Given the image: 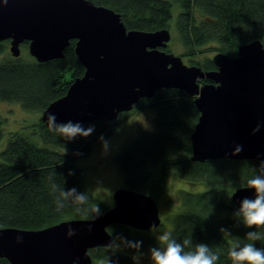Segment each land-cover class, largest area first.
<instances>
[{"label":"trees","instance_id":"obj_1","mask_svg":"<svg viewBox=\"0 0 264 264\" xmlns=\"http://www.w3.org/2000/svg\"><path fill=\"white\" fill-rule=\"evenodd\" d=\"M92 1L119 12L128 28L148 30L170 28L173 7L178 5L174 22L183 47L180 55L189 56V63L204 69L216 68L212 57L218 51L235 55L242 43L256 38L264 42V0ZM64 49V56L57 59L40 62L33 56L27 60L12 55L1 61L0 100L16 101L27 110L42 112L51 101L65 94L85 67L75 52V40ZM211 50L215 51L212 56L206 52ZM209 80L203 78L200 82ZM144 108L155 111L157 128L141 131L115 154L116 163L124 173L125 186L157 196L164 187V176L170 172L183 181L208 186L199 192L181 191L182 209L172 215L169 232L177 243L190 242L185 246L186 251L204 243L219 254L217 264H231L228 257L231 245L249 243L246 238L249 231H257L264 237V229L247 228L236 215L239 208L229 194L231 189L247 184L254 174L264 171V161L232 157L191 159L189 137L199 111L185 90L158 89L153 96L135 103L130 113ZM127 116L81 122L84 128L94 126L93 131L72 139L51 130L41 118L32 125L29 134L11 132L7 145L0 151V226L41 228L63 219L93 217L107 209L96 206L97 198L84 186L82 168L76 165V160L88 155L98 138L114 134ZM1 125L0 119V139ZM35 135L44 144L39 145ZM171 151L182 155L172 156ZM71 189L75 192L67 197L62 195ZM79 194L86 196L84 203L77 202ZM108 229L125 252L144 251L160 244L158 236L149 234V229L124 223L112 224ZM137 242L138 248L130 246ZM253 243L264 248V238ZM125 252L107 246L90 248L94 262L137 264ZM7 263V258L0 257V264Z\"/></svg>","mask_w":264,"mask_h":264},{"label":"water","instance_id":"obj_2","mask_svg":"<svg viewBox=\"0 0 264 264\" xmlns=\"http://www.w3.org/2000/svg\"><path fill=\"white\" fill-rule=\"evenodd\" d=\"M119 12L90 0H0V43L9 39L13 56L21 45L36 61L64 56L75 40L85 67L62 96L43 109L56 123L113 120L134 108L141 98L161 88H179L194 96L200 111L190 133L191 159H260L264 161V42L252 39L230 55L218 51L217 69L186 63L168 51L171 30L128 28ZM209 78L213 82H200ZM49 125V124H48ZM114 203L93 217L63 219L41 228L0 227V257L7 264H97L90 248L114 243L108 226L124 223L148 230L162 223L156 198L122 186ZM255 189L234 188L231 200L241 206ZM71 228L74 235H68ZM23 237L22 243L16 237Z\"/></svg>","mask_w":264,"mask_h":264},{"label":"rangeland","instance_id":"obj_3","mask_svg":"<svg viewBox=\"0 0 264 264\" xmlns=\"http://www.w3.org/2000/svg\"><path fill=\"white\" fill-rule=\"evenodd\" d=\"M179 11V6L173 7V18L170 22V29L172 37L167 43L168 47L175 54L183 52V47L180 43L179 36L175 20ZM21 57L27 60H32V55L28 50V46H21ZM208 55H213L215 51H206ZM182 55V54H181ZM12 57L9 50V41H3L0 46V62ZM183 60L189 63L190 57L182 55ZM32 58V59H31ZM132 110V109H131ZM123 111L119 114V117L127 116V119L123 122L118 130L109 136H103L93 142V148L88 155L77 158L76 162L78 166L82 168V180L84 186L89 192L96 196L97 205L99 208H107L113 205L114 191L124 184V173L120 169L118 163H116L115 154L121 151L131 140L139 135L141 131L156 130L157 124L154 119L155 111L151 108H144L140 111ZM42 112L39 110L23 108L19 102L0 100V119L2 121L3 135L0 139V151L7 145L9 135L11 132L20 131L30 133L34 128L32 125L39 122ZM36 141L39 145L44 144L41 137L35 135ZM190 141V138H189ZM172 156H181L182 154L177 151H171ZM0 154V160L1 158ZM164 187L160 195L154 196L158 202L162 223L158 227H152L149 229V234L160 236L164 232H169L172 228L171 217L176 212L182 209L181 191H203L208 186L198 183H192L183 181L179 176L173 172L167 173L162 181ZM162 184V185H163ZM233 189H231L232 192ZM231 193L229 194V197ZM101 204V205H100ZM157 245L156 247H159ZM117 251L125 252L121 242L118 239L114 240V243L109 247ZM151 249L136 252H125L135 259L137 264H152ZM97 264H101L100 261H95Z\"/></svg>","mask_w":264,"mask_h":264},{"label":"clouds","instance_id":"obj_4","mask_svg":"<svg viewBox=\"0 0 264 264\" xmlns=\"http://www.w3.org/2000/svg\"><path fill=\"white\" fill-rule=\"evenodd\" d=\"M84 2L89 3L90 0H84ZM56 119L55 113H48L47 121L50 129L66 139H72L78 135L88 136L94 128V126L84 128L80 122L71 120L56 123ZM247 186L255 189V196L251 199L247 197L242 199L236 215L242 219L247 228L264 229V171L248 179ZM72 192H75V189L62 195L67 197ZM86 199L83 194L76 196L79 203H84ZM67 234L74 235L75 231L69 228ZM246 238L250 241L249 243L241 245L240 242H235L229 248L228 257L231 264H264V248H258L253 243L264 237L257 231H249L246 233ZM158 239L160 246L150 250L152 264H217L220 259L219 254L204 243L197 244L194 249L186 251L185 246L190 242L185 240L183 244L177 243L170 232H164ZM16 242L22 243L23 237L17 236ZM130 246L138 248L139 243L130 244Z\"/></svg>","mask_w":264,"mask_h":264},{"label":"flooded vegetation","instance_id":"obj_5","mask_svg":"<svg viewBox=\"0 0 264 264\" xmlns=\"http://www.w3.org/2000/svg\"><path fill=\"white\" fill-rule=\"evenodd\" d=\"M169 29H170V28H169ZM170 30H171V29H170ZM3 41H4V40H3ZM3 41H2V42H3ZM5 41H9V39H7V40H5ZM2 42L0 43V46H1ZM9 42H10V41H9ZM23 44H27V46H28V41H26V43H25V41H24ZM23 44H22V45H23ZM22 45H21V46H22ZM166 49H167V48H166ZM168 51H171V50H168ZM215 65H216V64H215ZM216 69H217V66H216ZM208 79H209V78H208ZM207 82H213V80L210 79V80L207 81ZM207 82H206V83H207ZM192 97H193V101H194V96H192ZM195 105H196V104H195ZM198 111H199V109H198ZM199 115H200V111H199ZM198 118H199V116H198ZM190 142H191V141H190ZM259 160H260V159H259ZM262 161H263V160H262ZM233 190H234V188H233ZM233 190H232V191H233ZM0 227H1V226H0Z\"/></svg>","mask_w":264,"mask_h":264}]
</instances>
